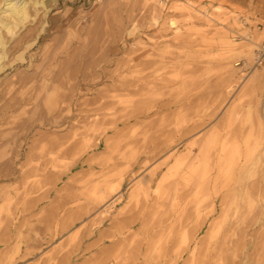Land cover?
<instances>
[{
	"label": "rangeland",
	"instance_id": "rangeland-1",
	"mask_svg": "<svg viewBox=\"0 0 264 264\" xmlns=\"http://www.w3.org/2000/svg\"><path fill=\"white\" fill-rule=\"evenodd\" d=\"M29 16L0 30V264H264V0Z\"/></svg>",
	"mask_w": 264,
	"mask_h": 264
},
{
	"label": "bare ground",
	"instance_id": "bare-ground-1",
	"mask_svg": "<svg viewBox=\"0 0 264 264\" xmlns=\"http://www.w3.org/2000/svg\"><path fill=\"white\" fill-rule=\"evenodd\" d=\"M46 3L47 0H0V30L12 34L17 27L26 22L30 17V6L33 8H36V6L45 7ZM227 44H229V41ZM4 45V40L0 33V66L4 59Z\"/></svg>",
	"mask_w": 264,
	"mask_h": 264
},
{
	"label": "built area",
	"instance_id": "built-area-1",
	"mask_svg": "<svg viewBox=\"0 0 264 264\" xmlns=\"http://www.w3.org/2000/svg\"><path fill=\"white\" fill-rule=\"evenodd\" d=\"M254 66L264 65V42L260 43L254 50Z\"/></svg>",
	"mask_w": 264,
	"mask_h": 264
}]
</instances>
